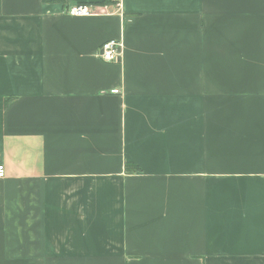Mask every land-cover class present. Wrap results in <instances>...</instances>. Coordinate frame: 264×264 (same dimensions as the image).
<instances>
[{
    "label": "crops",
    "instance_id": "0c3cea01",
    "mask_svg": "<svg viewBox=\"0 0 264 264\" xmlns=\"http://www.w3.org/2000/svg\"><path fill=\"white\" fill-rule=\"evenodd\" d=\"M104 1L0 0V264H264V0Z\"/></svg>",
    "mask_w": 264,
    "mask_h": 264
},
{
    "label": "built area",
    "instance_id": "2783aa9c",
    "mask_svg": "<svg viewBox=\"0 0 264 264\" xmlns=\"http://www.w3.org/2000/svg\"><path fill=\"white\" fill-rule=\"evenodd\" d=\"M71 14L76 17L90 16L93 13L86 5H78L71 9ZM122 55V43L118 40H111L105 43L99 53V57L107 63H118ZM113 94H118L119 90H113ZM6 176L5 166L0 164V179Z\"/></svg>",
    "mask_w": 264,
    "mask_h": 264
},
{
    "label": "trees",
    "instance_id": "16d2710c",
    "mask_svg": "<svg viewBox=\"0 0 264 264\" xmlns=\"http://www.w3.org/2000/svg\"><path fill=\"white\" fill-rule=\"evenodd\" d=\"M113 3H112V1L111 0H105L104 2H102V3H99L97 6H103V7H105V6H110V5H112ZM138 171V168L135 166V165H133V164H130V163H128L127 165H126V172H128V173H135V172H137Z\"/></svg>",
    "mask_w": 264,
    "mask_h": 264
},
{
    "label": "rangeland",
    "instance_id": "374dc122",
    "mask_svg": "<svg viewBox=\"0 0 264 264\" xmlns=\"http://www.w3.org/2000/svg\"><path fill=\"white\" fill-rule=\"evenodd\" d=\"M89 9H90V11L92 12V13H95V11H97V10H99L100 8L99 7H101V6H87ZM103 7V6H102ZM105 8V7H104ZM98 57H99V54H98ZM100 58V57H99ZM101 59V58H100ZM107 63V62H106Z\"/></svg>",
    "mask_w": 264,
    "mask_h": 264
}]
</instances>
